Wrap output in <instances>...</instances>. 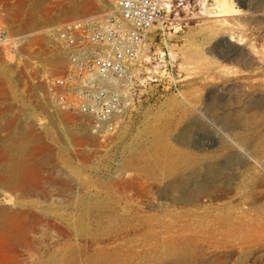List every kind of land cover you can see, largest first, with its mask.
I'll use <instances>...</instances> for the list:
<instances>
[{
	"label": "rangeland",
	"instance_id": "rangeland-1",
	"mask_svg": "<svg viewBox=\"0 0 264 264\" xmlns=\"http://www.w3.org/2000/svg\"><path fill=\"white\" fill-rule=\"evenodd\" d=\"M43 1L30 9L35 0H28L30 6L0 0V29L12 39L0 44V112L10 110L5 121L12 125L0 137L27 127L37 140L35 153L48 159L38 171L35 195L23 198L0 188V207L23 210L37 220L28 246H7L0 239V261L264 264V154H253L207 110L219 104L227 111L264 105V0L194 1L184 9L182 30L171 36L184 77L181 87L149 96L106 141L91 132L82 115L57 109L60 122L52 120L47 80L59 75L67 60L45 78L39 58L54 44L48 32L94 14L32 23L31 17L44 15L45 9L54 13L59 2ZM84 1L99 8L98 0ZM102 10L109 13L108 7ZM183 91L185 102L163 106ZM79 121L87 126V137L70 133ZM184 130L187 141L180 143ZM241 132L250 144L259 141L264 147V116L248 119ZM200 180L207 188L197 203L166 198L170 184L191 193ZM186 250L195 254L191 262L177 261Z\"/></svg>",
	"mask_w": 264,
	"mask_h": 264
},
{
	"label": "built area",
	"instance_id": "built-area-1",
	"mask_svg": "<svg viewBox=\"0 0 264 264\" xmlns=\"http://www.w3.org/2000/svg\"><path fill=\"white\" fill-rule=\"evenodd\" d=\"M194 1L204 0H111L113 15L63 23L57 39L67 63L50 83L54 107L86 117L106 141L149 96L178 92L184 77L171 36L181 32V13ZM8 37L0 29V44Z\"/></svg>",
	"mask_w": 264,
	"mask_h": 264
},
{
	"label": "bare ground",
	"instance_id": "bare-ground-1",
	"mask_svg": "<svg viewBox=\"0 0 264 264\" xmlns=\"http://www.w3.org/2000/svg\"><path fill=\"white\" fill-rule=\"evenodd\" d=\"M36 1L37 0L33 2L30 9L40 8L41 5L44 3L43 0H39V2ZM23 2L25 5H27L28 0H23ZM97 2L99 4V8L86 5L84 0H59V2L57 1V3L54 5L55 7L54 13L50 14V12H48L49 10L46 11L45 9L44 15L38 18L36 16H33L31 17V20L32 23L40 24L43 21L59 22L67 17L78 18L87 12L94 14L93 16L98 18L115 14L114 7L112 4H109V0H98ZM103 7H108L109 13L107 14L103 13L102 10ZM218 11L220 13H223V10L220 8ZM11 18H12L11 20L13 21L14 17ZM57 32L58 30L53 29L47 33V36L54 44L50 46V49H48L47 54L44 55L41 54L39 56L42 65L41 70L45 78H47L48 71L51 72L59 71L67 60L66 51L57 49L55 45L58 42V45L60 46V42L57 39ZM7 40H12V39L8 37L6 41ZM52 80L53 77L47 80L49 89ZM177 94L178 95L176 97L168 98L163 103V106H165V108H168L171 107V105H175L176 103L179 102L180 103L185 102L187 100V96L185 95L186 93L184 94V91L179 92ZM0 98H1V94H0ZM222 105L223 104L209 106L207 107V110L214 112L218 124L225 131H227L228 134L232 135L238 141L243 143L244 144L243 146L250 145V147L249 146L248 147L252 150L251 152H253V154L263 155L264 147L260 144L261 142L258 141L250 144L248 139L249 136H247L246 134L243 136L241 131L242 130L245 131L247 129L248 119H253V117L255 118L258 116L261 117L264 116V105L261 104L246 105L243 107L235 108L232 111L225 110ZM52 109H53L52 120L56 123H59L60 118L57 114L58 113L57 108L54 107ZM219 110H222L223 112L220 114L215 113ZM2 113L4 118L3 121L5 123L0 122V135L1 132L5 131L11 125L10 122L5 121V120L7 121L10 120L7 119L10 110L6 108L2 112H0V114ZM248 113H252V114L248 115ZM130 119L126 123H128ZM236 121H237V125L234 126L233 124ZM123 127L124 126H122V128ZM69 130L72 135H76L80 137H87L88 135L87 126L82 121H79L78 123L71 126ZM187 133L188 131L184 130L178 136L177 141L180 143L186 142ZM36 143L37 140L31 137L27 127H23V126H17L12 131V133H10L7 137L4 138L0 137V188L1 189L7 190L11 193L18 192L21 194L23 198H28V195L31 194L32 195L36 194L35 192L39 187L38 171L48 164L47 158H40L35 153L36 149L33 146H35ZM210 180H212V178H209L206 181H210ZM206 181L200 180L195 182L194 191L191 193H187L181 190V188L175 184H170L168 187V193L166 198L169 201L175 203H197L199 200L198 199L199 195L204 191L205 188H207L205 186ZM80 183L85 185L88 183V181L81 179ZM3 198L9 201L12 200L11 196L3 195ZM36 223H37L36 218L30 219L29 215H27L23 210L12 212L9 208L0 207V239L3 238L4 243L7 246L13 245L15 242H18L24 246H28L31 242L30 236L31 234L34 233ZM194 255L195 254L192 251L186 250L177 257V261L191 262ZM8 259H6L5 261H0V264H12L13 260H8ZM197 264H203V263L202 261H199Z\"/></svg>",
	"mask_w": 264,
	"mask_h": 264
}]
</instances>
